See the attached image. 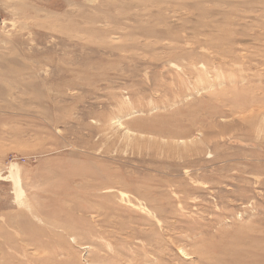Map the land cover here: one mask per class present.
<instances>
[{
	"label": "rangeland",
	"instance_id": "rangeland-1",
	"mask_svg": "<svg viewBox=\"0 0 264 264\" xmlns=\"http://www.w3.org/2000/svg\"><path fill=\"white\" fill-rule=\"evenodd\" d=\"M0 264H264V0H0Z\"/></svg>",
	"mask_w": 264,
	"mask_h": 264
}]
</instances>
